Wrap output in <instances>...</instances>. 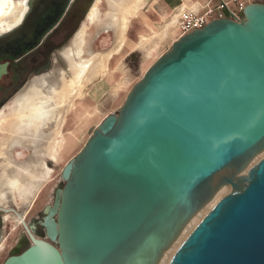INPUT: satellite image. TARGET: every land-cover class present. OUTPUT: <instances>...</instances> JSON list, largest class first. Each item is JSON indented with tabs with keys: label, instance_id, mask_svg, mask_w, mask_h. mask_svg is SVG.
Here are the masks:
<instances>
[{
	"label": "water",
	"instance_id": "95a60500",
	"mask_svg": "<svg viewBox=\"0 0 264 264\" xmlns=\"http://www.w3.org/2000/svg\"><path fill=\"white\" fill-rule=\"evenodd\" d=\"M8 62L0 63V79ZM264 2L181 35L62 169L3 264H264ZM250 168V169H249ZM249 171L245 173L246 170Z\"/></svg>",
	"mask_w": 264,
	"mask_h": 264
},
{
	"label": "rangeland",
	"instance_id": "374dc122",
	"mask_svg": "<svg viewBox=\"0 0 264 264\" xmlns=\"http://www.w3.org/2000/svg\"><path fill=\"white\" fill-rule=\"evenodd\" d=\"M94 1L92 0L90 5ZM151 1L143 0L136 13L130 17L122 44L118 41L115 32H106L99 29L96 24H87L91 51H103L114 48L112 57L107 61L108 67L104 73L87 83L84 88L85 94L77 98L72 107L67 111L62 126L64 139L57 155L52 157L49 153L44 152L39 156L40 161H44V163L46 161L49 162L50 158L52 159L51 163L46 164L48 168L44 171V179L39 187L33 194L23 200L18 195L15 196L7 193L6 199L0 202V206L15 208L22 215L26 216L25 219L29 224L41 221L44 216L45 207L51 204L54 199L55 189L64 183L62 179L64 165L80 151L94 128L97 127L106 115L119 111L132 86L141 79L145 71L158 58L160 53L171 47L172 26L170 25L167 33L163 34L162 32L166 25L173 23V16L166 15L162 21H158L156 11L151 8ZM249 1L264 2V0ZM109 8L108 0H101L99 7L101 13L104 14ZM149 9L151 10L149 11ZM146 14L153 20H149V24L146 22ZM85 18H82L76 31L86 23ZM6 35L5 33L4 36ZM3 41L0 42V49L7 48L6 39L4 38ZM72 41L73 36L66 45H70ZM65 67V61L58 57L57 62H53L46 72H50L51 76H54L59 72V69H65ZM13 100L0 101V112L3 111L7 117H10L9 115L13 112L11 107ZM6 138L7 131L0 129V181L11 177V172L8 170V161L1 154V151L6 148L3 145ZM9 152L12 159L11 166L25 161H34L37 156L31 147L19 145L12 146ZM262 157H264V154ZM228 188L226 186L224 189L225 193L229 190ZM4 189L5 186L1 187L0 191ZM208 211L196 220L192 227H190L191 229L189 228L190 231ZM37 226L36 231L39 233L36 232V234L44 236L43 227ZM188 230L187 232H189ZM185 234L182 237L183 239L181 238L175 247H173L171 253L164 259L162 264L175 252L189 233ZM30 243L24 226L11 215L6 221H3L2 228L0 229V264H3L4 260L11 254L23 251Z\"/></svg>",
	"mask_w": 264,
	"mask_h": 264
},
{
	"label": "bare ground",
	"instance_id": "6f19581e",
	"mask_svg": "<svg viewBox=\"0 0 264 264\" xmlns=\"http://www.w3.org/2000/svg\"><path fill=\"white\" fill-rule=\"evenodd\" d=\"M30 1L0 0V36L19 25L29 9ZM142 1L108 0L110 8L102 14L99 10L101 0H95L87 14L86 23L77 31L72 43L61 50L60 56L65 61V69H59V72L54 76L49 74L48 78L42 76L34 79L13 100L11 106L13 112L9 115L10 117H7L3 111L0 112V129L7 131V138L3 143L6 148L1 151V154L6 157L8 170L11 172L10 178L0 181V188L5 186V189L0 191V202L6 199L7 193L18 195L22 200L26 199L39 187L44 179V171L48 168L44 161H40L39 156L44 152L49 153L52 157L57 155L64 139L62 126L67 111L77 98L85 94L84 88L87 83L104 73L108 67L107 61L112 57L114 48L91 51L87 24H96L99 29L106 32H115L118 41L122 44L130 17L136 13ZM14 145L31 147L37 155L36 159L11 166L12 159L9 150ZM263 154L264 152L252 162L250 168ZM225 188H222L215 198L192 219L180 238L164 254L160 264L168 257L183 235L190 233V227L196 220L210 207L212 208L225 193ZM9 212L3 214V221L13 215L23 225L17 215ZM172 255L164 264L168 263Z\"/></svg>",
	"mask_w": 264,
	"mask_h": 264
},
{
	"label": "flooded vegetation",
	"instance_id": "af4514ba",
	"mask_svg": "<svg viewBox=\"0 0 264 264\" xmlns=\"http://www.w3.org/2000/svg\"><path fill=\"white\" fill-rule=\"evenodd\" d=\"M91 1H31L19 25L6 33V36H0V42H4V38L7 42V48L0 49V63L8 62L7 72L0 79L1 102L15 99L34 79L51 75L46 71L53 62H57L58 57L62 58L61 50L80 29L76 31L82 18H87L92 6ZM51 161L50 158L46 164L48 165ZM30 224L35 225V231L38 228L37 225L43 227L41 221Z\"/></svg>",
	"mask_w": 264,
	"mask_h": 264
},
{
	"label": "built area",
	"instance_id": "2783aa9c",
	"mask_svg": "<svg viewBox=\"0 0 264 264\" xmlns=\"http://www.w3.org/2000/svg\"><path fill=\"white\" fill-rule=\"evenodd\" d=\"M248 2V0H208L202 11L184 9L179 13L177 19L179 35L202 28L216 17L240 19L243 17Z\"/></svg>",
	"mask_w": 264,
	"mask_h": 264
},
{
	"label": "crops",
	"instance_id": "0c3cea01",
	"mask_svg": "<svg viewBox=\"0 0 264 264\" xmlns=\"http://www.w3.org/2000/svg\"><path fill=\"white\" fill-rule=\"evenodd\" d=\"M249 1V0H248ZM208 2V0H152L151 8H153L157 13V20L162 21V19L165 18L166 15L173 16L172 20L173 23H169L166 25V27L163 29V34L168 32V29L170 25L172 26V43L180 37L179 32L177 30V19L179 16V13L184 9H191L195 11H202L204 8V5ZM250 2V1H249ZM248 2V3H249ZM251 3V2H250ZM151 9H149L150 11ZM149 20L153 21L149 15L146 14V22L149 24ZM173 24V25H172ZM168 49L163 51L162 53L166 52ZM160 53V55L162 54ZM159 55V56H160ZM158 56V57H159Z\"/></svg>",
	"mask_w": 264,
	"mask_h": 264
}]
</instances>
